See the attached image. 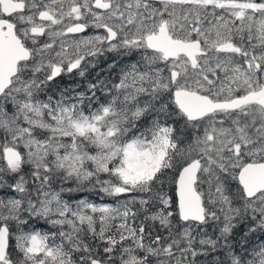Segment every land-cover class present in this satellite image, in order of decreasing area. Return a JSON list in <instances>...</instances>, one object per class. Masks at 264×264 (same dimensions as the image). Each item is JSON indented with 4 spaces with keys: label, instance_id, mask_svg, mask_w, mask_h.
I'll use <instances>...</instances> for the list:
<instances>
[{
    "label": "snow or ice",
    "instance_id": "6c2138e0",
    "mask_svg": "<svg viewBox=\"0 0 264 264\" xmlns=\"http://www.w3.org/2000/svg\"><path fill=\"white\" fill-rule=\"evenodd\" d=\"M0 264H264V0H0Z\"/></svg>",
    "mask_w": 264,
    "mask_h": 264
},
{
    "label": "trees",
    "instance_id": "16d2710c",
    "mask_svg": "<svg viewBox=\"0 0 264 264\" xmlns=\"http://www.w3.org/2000/svg\"><path fill=\"white\" fill-rule=\"evenodd\" d=\"M72 195L76 198H80L84 195H87L88 198L94 200L97 203H112L113 202L112 198L104 197L102 199L100 195H96L95 193H91V194H89V193H73ZM33 226L39 227L42 229H46L47 227H49V226L45 225L43 221H39L37 224H34Z\"/></svg>",
    "mask_w": 264,
    "mask_h": 264
},
{
    "label": "flooded vegetation",
    "instance_id": "af4514ba",
    "mask_svg": "<svg viewBox=\"0 0 264 264\" xmlns=\"http://www.w3.org/2000/svg\"><path fill=\"white\" fill-rule=\"evenodd\" d=\"M76 80L79 81L80 78L77 77ZM61 83H62V85H65V84H71V83H74V81H72V80L68 79L67 77H65V79H64Z\"/></svg>",
    "mask_w": 264,
    "mask_h": 264
}]
</instances>
